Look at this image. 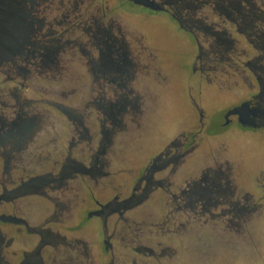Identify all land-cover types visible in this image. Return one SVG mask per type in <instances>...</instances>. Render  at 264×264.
<instances>
[{"label":"flooded vegetation","instance_id":"af4514ba","mask_svg":"<svg viewBox=\"0 0 264 264\" xmlns=\"http://www.w3.org/2000/svg\"><path fill=\"white\" fill-rule=\"evenodd\" d=\"M151 1L159 10L152 11L130 0H121L119 7L125 11L163 14L173 20L179 29L193 38L197 59H201L202 54L198 33L214 36L216 42L222 41L228 49L234 50L229 38L220 37L226 36V33L213 31L197 17L206 7L214 17L224 16L234 20V0ZM86 2L0 0V63L6 62V56L17 53L34 58L33 66L38 73L55 65L57 51L61 47L63 51L69 50L73 43L70 40L61 41L62 35L47 39L54 32L49 28L52 24H47L41 11L55 13L57 16L52 21L59 24L56 21L58 15L64 19L72 15L75 18L76 9ZM106 15L104 10L99 20L92 22L93 27L72 19L76 21L73 30L84 27L82 29L93 33L94 39L100 40L95 43L99 52L96 71L114 69L118 73L117 80H122L128 71L126 64L112 63L108 57L119 54L118 49L124 47L115 46V40L108 36L111 24L109 30L102 26ZM17 20L21 26H11L10 22ZM45 25L49 27L44 34H39ZM259 48L264 49V45ZM79 49L83 52L82 46ZM234 64L237 65L232 63L230 67ZM244 65L255 76L258 91L239 103L249 106L244 123L240 121V115L228 113L235 107L232 106L225 110L220 130L234 128L243 134L252 132L264 140V71L250 60ZM201 70L203 72L204 69ZM257 70L262 74H258ZM21 71L22 68H18L16 74ZM243 81L251 86L249 78L244 77ZM51 105L67 120H74L79 128L65 130L64 134H57L49 143L48 138L53 133L37 130L41 119L36 115L15 113L16 120L0 123V130H4L0 132V264L194 263L190 255L180 252L183 240L192 235L189 231L194 229L197 238L203 226H209L212 232V256L216 259L223 258L226 264H264V164L261 175L251 183L244 177L232 176L228 163L215 162L214 169L199 171L195 176L187 175L183 167L197 149L196 140L203 129L194 133L179 132L168 140L160 152L131 172L133 180L127 197L120 198L118 193L107 196L104 194L122 188V185L115 184V177L109 172L110 164L104 158L111 144V135L120 130L107 128L120 127L122 114L138 118L137 101L101 104L99 108L103 118H98L99 130L92 134L81 126L82 117H75L70 108L58 102ZM199 114L202 116L201 112ZM5 125L6 129H3ZM93 143L95 148H92ZM91 182H94V188ZM161 196L162 218L165 223L179 225V228H165L161 236L136 228L137 233L131 232L134 239H129L131 248H125L126 224L131 222L124 218V214ZM144 213L141 215L144 216ZM115 216L114 227L110 231ZM93 219L98 222L97 229L89 226ZM114 241L117 249L114 248ZM91 242H101L103 250L110 255L99 258L91 254ZM154 247L161 248L164 259L156 257ZM122 252L126 255H121ZM114 253L119 254L118 260L112 259Z\"/></svg>","mask_w":264,"mask_h":264},{"label":"rangeland","instance_id":"374dc122","mask_svg":"<svg viewBox=\"0 0 264 264\" xmlns=\"http://www.w3.org/2000/svg\"><path fill=\"white\" fill-rule=\"evenodd\" d=\"M256 1L264 12V0ZM120 4L121 0H87L76 9L77 18L72 15L64 19L58 15L56 21L59 24L52 21L57 16L55 13L41 11L47 24H52V27L45 25L39 34H44L49 27L54 34L47 36V39L62 35L61 41L70 40L73 47L67 52L61 50V47L57 51L55 65L42 73H36L31 66L25 78H22V74H16L18 68L24 65L22 58L0 63V123L16 120L18 113L36 115L41 119L37 130L53 133L48 138V142L52 143L57 134L79 128L74 120H67L66 116L53 108L51 104L55 102L70 108L75 117H82L81 126L92 134L99 130L98 118H103L99 108L101 104H117L122 100L128 103L137 101L140 112L138 118L122 114L119 119L120 127L107 128L120 130L111 135V144L104 158L110 164L109 172L114 175L115 184L122 185V188L104 195L118 193L120 198L127 197L133 180L132 171L160 152L168 140L179 132L194 133L197 129L203 130H200L202 133L196 140L197 149L188 157L186 166L183 167L186 174L195 176L199 171L214 169L215 162L228 163L232 176L244 177L251 183L261 175L264 164L263 138L252 132L243 134L234 128L220 129L225 110L239 106L241 101L258 91L255 76L248 72L244 63L250 60L264 71V49L258 48L263 45L254 47L232 20L224 16L214 17L210 9L205 7L197 17L213 31L226 33V36L220 37H227L233 42L232 55L235 56L237 65L217 66L218 54L211 48L214 36L198 33L202 54L201 59H197L193 38L185 30L179 29L173 20L163 14L125 11L119 7ZM104 10L107 17L102 26L109 30L108 26L111 24L108 36L115 40V46L124 47L118 49L119 54L108 57L112 63L126 64L128 71L124 73V77H120L123 81L117 80L118 73L114 69L96 71L99 52L95 49V43L100 40L94 39L93 33L82 29L84 27L73 30V25L79 21L93 27L92 22L99 20ZM72 19L78 21L75 23ZM252 30L248 31L250 40ZM79 46H82L83 52ZM122 52L125 55H120ZM244 69L247 71H243ZM256 72L262 74L260 70ZM244 77L249 78L251 86L243 81ZM127 110L130 111L129 108ZM95 147L93 143L92 148ZM91 186L95 187L94 182H91ZM162 205V196L152 198L142 207L124 214V218L131 222L126 224L129 232H125V248H131L129 239H134L131 232L137 233L136 228L147 229L160 236L165 228H179V225L165 223ZM116 217H113L110 231L113 230ZM89 226L97 229V220H91ZM189 233L192 235L183 240L184 246L180 254L190 255L194 263L188 261L186 264H226L223 258L216 259V256H212L214 242L209 226H203L197 238L194 236L197 233L194 229ZM258 234L259 231L256 238ZM113 245L117 249L116 241ZM161 252L160 247H154L156 257H161ZM91 254L99 258L105 254L110 255L103 250L101 242H91ZM124 254L126 252L121 253ZM119 258V254H112V259ZM162 259L164 258L161 257L160 260ZM162 264L168 263L163 261Z\"/></svg>","mask_w":264,"mask_h":264},{"label":"trees","instance_id":"16d2710c","mask_svg":"<svg viewBox=\"0 0 264 264\" xmlns=\"http://www.w3.org/2000/svg\"><path fill=\"white\" fill-rule=\"evenodd\" d=\"M234 6H235V17L234 20L232 21L234 22L235 27L244 35L245 39L251 41L254 47H258L259 45H264V12L262 10L261 5L256 0H234ZM10 23L11 26L14 25L21 26V22L19 20ZM251 28L253 30H252V39L250 40L248 38L249 37L248 31ZM216 41H217L216 38H214L212 44L214 51H216L218 54V58H217L218 64L216 65L230 66L232 65V63H237L235 62V56L232 55V50L228 49V46L224 42L222 41L216 42ZM64 50H65L64 52H67L66 49ZM19 57L22 58L21 60L23 61L24 64L20 74H22V78H25V75L29 73V68L33 66L35 59L34 58L32 59L28 54L19 55L17 53H13L6 56V62L12 61ZM33 70L37 73L35 68H33ZM3 129H6V125L3 127Z\"/></svg>","mask_w":264,"mask_h":264},{"label":"water","instance_id":"95a60500","mask_svg":"<svg viewBox=\"0 0 264 264\" xmlns=\"http://www.w3.org/2000/svg\"><path fill=\"white\" fill-rule=\"evenodd\" d=\"M130 2H132L135 5L142 6L144 8H148L152 11L159 10V7L156 4H154L151 0H130ZM248 111H249V106L246 103H243L239 106L232 108L228 113L240 115V121L242 123H244V118H245L244 115Z\"/></svg>","mask_w":264,"mask_h":264}]
</instances>
